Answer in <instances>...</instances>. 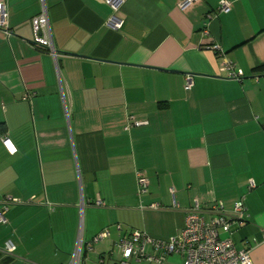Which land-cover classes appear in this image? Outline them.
<instances>
[{
    "label": "crops",
    "instance_id": "obj_1",
    "mask_svg": "<svg viewBox=\"0 0 264 264\" xmlns=\"http://www.w3.org/2000/svg\"><path fill=\"white\" fill-rule=\"evenodd\" d=\"M3 1L12 34L0 27V208L18 202L0 223V264H69L79 238L80 264H117L114 243L132 230L168 239L195 201L229 211L241 197L249 216L227 238L264 264V0H227L229 12L216 11L221 0H124L117 11L44 0L57 66L31 41L41 0ZM212 43L241 81L220 74ZM129 117L141 124L125 129ZM136 169L149 180L141 197ZM151 203L160 208H140ZM104 228L110 236L87 249Z\"/></svg>",
    "mask_w": 264,
    "mask_h": 264
},
{
    "label": "built area",
    "instance_id": "obj_2",
    "mask_svg": "<svg viewBox=\"0 0 264 264\" xmlns=\"http://www.w3.org/2000/svg\"><path fill=\"white\" fill-rule=\"evenodd\" d=\"M123 1L124 0H104L114 11L118 10ZM198 1L200 0H180L179 7L185 9ZM5 7L6 2L1 0L0 27L5 29L7 35H11L12 31L6 21L7 13ZM230 8V2L221 0L216 11L229 12ZM108 24L114 29H119L123 21L113 16L109 19ZM31 27L33 33L31 41L33 46L49 53L57 66L58 53L54 46L48 9L44 0H41L40 12L31 18ZM204 32L207 33V29H205ZM206 47L221 58V64L219 66L221 75L237 81L243 79V71L237 68L235 63L226 58L218 43H212ZM57 76L60 84L61 100L66 112L65 95L58 73ZM192 87L193 76L188 74L185 77L184 88L185 90H190ZM131 119L132 117H129L131 123L129 122L125 129H128L130 125L137 126L141 124V122L132 121ZM2 142L9 150L14 151L8 137H3ZM135 179L136 193L141 197L148 192L149 180L146 171L136 169ZM254 187V182L250 181L249 189H253ZM16 202H18L17 199L12 197L4 198L0 208V223L7 222L5 214L9 205ZM95 205L101 206L102 202L97 201ZM140 208L159 209L160 204L151 203L147 206L140 205ZM248 216L245 197H241L237 200L233 208L229 211L225 209L222 201H213L212 204L207 207H201L200 204L195 201L193 206L187 210L184 227L178 235L168 239H160L152 237L145 231L132 230L127 236L115 242L114 246L119 249L121 254V258L117 264H127L130 260H144L156 264H168L166 258L172 254L183 255L184 262L182 264H254L251 258L250 248L239 249L231 239H222L220 237L221 233H229L232 225H244ZM117 228L120 229V225H117ZM109 236V228H104L95 235L90 242H87L85 246L87 249H91L92 244H96ZM5 247L8 253H12L15 250V245L11 241H8ZM82 247L83 241L80 238L72 253L69 264H80ZM148 248L151 249V252H148ZM100 262H103V260L101 259Z\"/></svg>",
    "mask_w": 264,
    "mask_h": 264
},
{
    "label": "rangeland",
    "instance_id": "obj_3",
    "mask_svg": "<svg viewBox=\"0 0 264 264\" xmlns=\"http://www.w3.org/2000/svg\"><path fill=\"white\" fill-rule=\"evenodd\" d=\"M229 235L227 234V233H221V235H220V237L222 238V239H225V238H227ZM80 239V238H79ZM78 239V240H79ZM78 240H77V242H78ZM76 246H77V243H76ZM76 248V247H75Z\"/></svg>",
    "mask_w": 264,
    "mask_h": 264
}]
</instances>
